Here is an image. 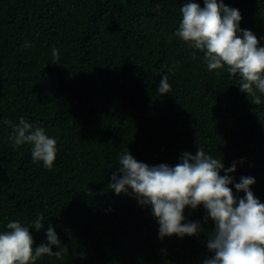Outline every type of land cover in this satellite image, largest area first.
Returning <instances> with one entry per match:
<instances>
[{
  "label": "trees",
  "instance_id": "obj_1",
  "mask_svg": "<svg viewBox=\"0 0 264 264\" xmlns=\"http://www.w3.org/2000/svg\"><path fill=\"white\" fill-rule=\"evenodd\" d=\"M181 3L0 0V231L9 219L42 217L41 229L29 226L34 245L50 221L69 248L34 264H200L211 255L204 241L213 222L201 206L183 211L201 232L161 240L148 206L107 187L126 148L171 165L200 144L225 167L237 161L235 180L254 176L250 188L264 201V102H252L236 74L208 70L202 51L175 34ZM224 3L264 44V0ZM165 72L171 87L160 94ZM20 116L57 137L51 168L32 160L28 143L6 139Z\"/></svg>",
  "mask_w": 264,
  "mask_h": 264
},
{
  "label": "clouds",
  "instance_id": "obj_2",
  "mask_svg": "<svg viewBox=\"0 0 264 264\" xmlns=\"http://www.w3.org/2000/svg\"><path fill=\"white\" fill-rule=\"evenodd\" d=\"M179 10L181 15L174 32L191 45L193 54L196 49L201 50L208 70L224 69L229 75L236 74L239 89L250 94L252 102H264V44L259 43L252 30L241 28L240 10L224 0H203V6L197 0H182ZM260 39L264 40V36ZM23 46L33 45L25 40ZM50 50L55 62L58 49L52 45ZM170 87L165 72L156 89L164 94ZM6 139L12 148L28 143L32 160L42 162L43 167H52L57 137L49 135L43 127L34 126L20 116ZM116 165L107 187L117 194H129L139 205L150 208L158 225V239L201 232V221L183 214L185 206L191 209L201 206L203 219L210 218L213 227L204 241L211 255L200 264H264V201L250 188L254 176L241 175L237 181L230 175L237 161L225 167L221 157L198 144L194 153L181 151L178 162L171 165L148 164L136 159L126 148L118 154ZM42 221V217H37L30 224L16 219L6 222L5 230L0 231V264H34L44 254L61 259L69 255L68 245L61 242L50 221L44 228V240L34 245L29 226L39 230Z\"/></svg>",
  "mask_w": 264,
  "mask_h": 264
}]
</instances>
